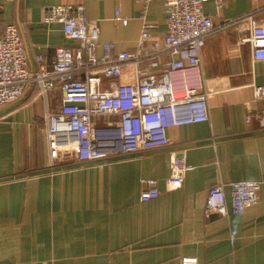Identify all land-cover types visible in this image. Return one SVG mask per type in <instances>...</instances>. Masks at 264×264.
<instances>
[{"label": "crops", "instance_id": "1", "mask_svg": "<svg viewBox=\"0 0 264 264\" xmlns=\"http://www.w3.org/2000/svg\"><path fill=\"white\" fill-rule=\"evenodd\" d=\"M78 3L99 26V43L111 40L139 55L122 66L119 82H133L144 67L157 76L171 58L166 52L148 56L166 31L163 0H0V33L16 24L36 68L38 55L50 60L57 46H82L65 36L61 22L43 20L48 6ZM203 5L219 25L262 9L264 0ZM116 9L126 23L114 19ZM145 22L153 25L141 43ZM247 33L248 27L230 25L207 35L199 81L190 84L215 92L209 119L168 128L167 145L51 162L47 114L60 106L59 88L42 92L35 83L1 106L0 264H180L186 255L198 264H264V97L253 96L254 85L264 86V60H255L250 43L240 41ZM247 104L260 111L259 119L247 122ZM181 154L192 168L169 189L172 158ZM150 179L159 195L141 201ZM251 179L261 185L257 203L228 214L208 208L212 185ZM225 192L229 204L228 187Z\"/></svg>", "mask_w": 264, "mask_h": 264}, {"label": "built area", "instance_id": "2", "mask_svg": "<svg viewBox=\"0 0 264 264\" xmlns=\"http://www.w3.org/2000/svg\"><path fill=\"white\" fill-rule=\"evenodd\" d=\"M204 1L163 0L166 31L162 42L155 40L151 44L153 52L148 56L155 58L166 52L171 58L157 76L147 74L146 67L139 68L137 78L126 83L118 80L121 68L127 62H138L139 55L118 50L111 40L99 43V26L87 17L84 3L45 8L43 20L61 22L65 36L82 42V46H57L50 60L38 55L36 68L30 67L18 26L7 23L0 33V107L18 100L35 83L42 92L59 88L60 106L47 114L51 162L69 157L109 159L167 145L168 128L209 119V103L215 92L201 84H190L199 81L200 51L207 35L230 25L248 27L247 35L240 41L250 43L255 60H264V6L216 25L205 14ZM217 4L221 6V0ZM114 19L127 21L118 9ZM152 25L143 23L141 43ZM99 44L101 55H97ZM253 96L264 97V86L254 85ZM253 117L259 119L260 111L248 105L245 119L249 122ZM191 168L184 154L173 157L167 187L181 185ZM147 182L149 185L139 194L141 201L159 195L155 181ZM260 186L259 181L252 179L218 182L210 188L207 206L223 214L241 211L257 203ZM180 264H198V260L196 256L186 255Z\"/></svg>", "mask_w": 264, "mask_h": 264}]
</instances>
